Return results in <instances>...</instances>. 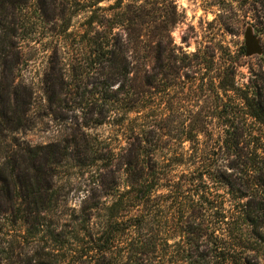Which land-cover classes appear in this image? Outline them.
Returning a JSON list of instances; mask_svg holds the SVG:
<instances>
[{"label":"rangeland","instance_id":"rangeland-1","mask_svg":"<svg viewBox=\"0 0 264 264\" xmlns=\"http://www.w3.org/2000/svg\"><path fill=\"white\" fill-rule=\"evenodd\" d=\"M116 2L0 0V113L7 110L11 118L8 125L0 120V167L8 150L32 151L42 186L50 185L55 199L36 215L34 227L0 216V264H120L133 254L132 225L142 216L150 221L142 236L152 235L161 246L162 209L151 216L127 208L113 217L109 211L129 189L128 163L134 171L139 156L137 167L148 173V166L162 169L173 157L176 178L199 177L206 168L190 175L198 166L222 163L221 113L229 99L215 93L218 77L232 62L239 86L264 75V0H175L182 15L171 33L175 56L188 58L174 70L166 66L145 93L135 94L131 89L143 85L132 82L119 102H102V65L95 64L85 34L94 14V27L109 40L116 34L128 40L115 24ZM247 30L260 55L246 56ZM147 70L156 73L152 64ZM120 84L111 82L109 95ZM213 181L204 178L201 186L218 201L228 200L227 189ZM6 209L1 195L0 210ZM258 251L254 261L264 264V246ZM146 260L162 261V246Z\"/></svg>","mask_w":264,"mask_h":264},{"label":"trees","instance_id":"trees-1","mask_svg":"<svg viewBox=\"0 0 264 264\" xmlns=\"http://www.w3.org/2000/svg\"><path fill=\"white\" fill-rule=\"evenodd\" d=\"M114 7L119 11L115 24L127 34V41H122L120 34L109 40V34L94 27L98 24L94 14L87 21L85 34L96 55L95 64L102 65V102L106 103L119 102L118 95L129 93L132 82L143 85L131 89L135 94L145 93L144 86L155 87L166 66L174 70L178 60L184 63L188 58L175 56L177 47L171 33L182 21L175 0H130L126 8L124 0H117ZM151 64L155 74L147 70ZM233 66L235 62L223 71V77H218L221 79L214 88L216 94L224 92L229 99L221 113L226 127L222 163L198 166L191 176L201 168L207 172L194 178H176L170 169V164L178 160L172 161L173 157L164 162L165 166L162 163V169L148 166V173L137 167L139 156L135 157L134 171V163H128L129 189L116 196L110 213L117 217L129 208L151 216L162 209V225L166 227L162 231V261H147V254L158 252L161 246L152 235L142 236L150 221L143 216L136 219L132 225L137 236L131 242L133 254L120 264H257L254 260L258 259V247L264 246V75H256V80L239 86ZM115 80L121 84L109 95V85ZM237 101L240 103L235 106ZM5 111L0 113V120L6 119L8 125L11 118ZM32 154L8 150L0 167V196H6L9 204V210H0V216L11 225L24 223L34 227L38 223L36 215L55 200L48 195L50 185L42 186ZM204 178L220 182L227 189L228 200L211 197L201 186ZM16 200L23 202V210ZM170 249L171 257L166 261ZM53 264L58 261L53 260Z\"/></svg>","mask_w":264,"mask_h":264},{"label":"water","instance_id":"water-1","mask_svg":"<svg viewBox=\"0 0 264 264\" xmlns=\"http://www.w3.org/2000/svg\"><path fill=\"white\" fill-rule=\"evenodd\" d=\"M246 56L260 55L262 48L257 39L252 35L250 30H247L244 35Z\"/></svg>","mask_w":264,"mask_h":264}]
</instances>
